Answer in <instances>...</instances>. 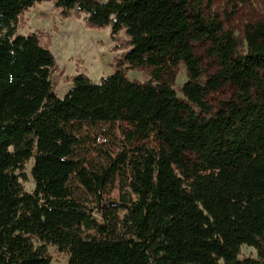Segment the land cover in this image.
<instances>
[{
	"label": "trees",
	"instance_id": "trees-1",
	"mask_svg": "<svg viewBox=\"0 0 264 264\" xmlns=\"http://www.w3.org/2000/svg\"><path fill=\"white\" fill-rule=\"evenodd\" d=\"M43 1L65 18L110 26L114 39L124 33L118 71L100 83L78 74L58 96L54 54L38 34L17 31ZM217 1L248 0H0V264H53L48 246L70 251V264H264V23L246 25L242 42ZM181 64L188 81L178 91ZM129 67L151 70L158 103L119 126L127 144L90 171L86 126L117 122ZM227 84L235 98L214 113L208 97ZM118 172L132 192L123 233L107 217L96 223L69 188L76 177L99 193ZM243 245L258 257L240 258Z\"/></svg>",
	"mask_w": 264,
	"mask_h": 264
},
{
	"label": "rangeland",
	"instance_id": "rangeland-1",
	"mask_svg": "<svg viewBox=\"0 0 264 264\" xmlns=\"http://www.w3.org/2000/svg\"><path fill=\"white\" fill-rule=\"evenodd\" d=\"M214 11L221 16L225 27L233 31L242 42L246 25L264 23V0L234 3L217 1ZM17 31L24 35L38 34L42 43L54 54L56 67L52 71V81L54 90L60 97H64L73 87L72 78L78 74H85L92 81L100 83L116 73L119 68L117 60L124 52L117 48L127 40L124 33L117 39L111 37L110 26L104 28L88 26L84 14L78 18L73 12L69 18L63 17L54 1L36 3L24 12L19 18ZM207 49L206 44L197 47V53L205 59L208 69L212 63L208 60ZM210 70L213 72L214 68ZM126 72L125 79L119 85L117 122L86 126L90 142L83 147L82 154L85 157L84 161L86 160L85 166L90 171L98 172L107 168L109 160L115 159L123 150V145L127 144V139L119 126L127 129L129 120L141 113L154 110L158 103V95L147 86L151 75L149 68L129 67L126 68ZM187 81V69L181 64L177 68L175 88L179 91ZM236 92L235 86L227 84L211 93L208 103L214 113L221 111L223 103L233 100ZM33 165L34 159H31L25 166L26 177L23 179L24 188L29 193L35 189ZM69 188L96 223L104 224L107 217L111 229L115 228L116 233L125 231L123 222L127 210L123 197L132 192L126 186V179L119 172L113 175L99 193L89 192L76 177L70 180ZM91 232L96 233L95 230ZM48 254L53 264H70L72 257L70 251L60 250L56 246H48ZM257 257V249L248 245L241 246L240 258Z\"/></svg>",
	"mask_w": 264,
	"mask_h": 264
}]
</instances>
